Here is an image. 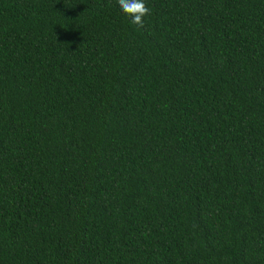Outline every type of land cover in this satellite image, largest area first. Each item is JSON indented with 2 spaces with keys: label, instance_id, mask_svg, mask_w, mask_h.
Instances as JSON below:
<instances>
[{
  "label": "trees",
  "instance_id": "1",
  "mask_svg": "<svg viewBox=\"0 0 264 264\" xmlns=\"http://www.w3.org/2000/svg\"><path fill=\"white\" fill-rule=\"evenodd\" d=\"M0 0V264H264V0Z\"/></svg>",
  "mask_w": 264,
  "mask_h": 264
},
{
  "label": "clouds",
  "instance_id": "2",
  "mask_svg": "<svg viewBox=\"0 0 264 264\" xmlns=\"http://www.w3.org/2000/svg\"><path fill=\"white\" fill-rule=\"evenodd\" d=\"M117 5L122 13L129 18L138 28L144 26L143 18L150 15L151 11L146 6L145 0H117Z\"/></svg>",
  "mask_w": 264,
  "mask_h": 264
}]
</instances>
